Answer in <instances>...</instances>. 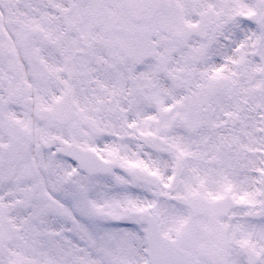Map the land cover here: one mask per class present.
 I'll return each mask as SVG.
<instances>
[{
	"label": "snow or ice",
	"instance_id": "snow-or-ice-1",
	"mask_svg": "<svg viewBox=\"0 0 264 264\" xmlns=\"http://www.w3.org/2000/svg\"><path fill=\"white\" fill-rule=\"evenodd\" d=\"M0 264H264V0H0Z\"/></svg>",
	"mask_w": 264,
	"mask_h": 264
}]
</instances>
